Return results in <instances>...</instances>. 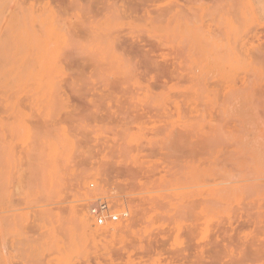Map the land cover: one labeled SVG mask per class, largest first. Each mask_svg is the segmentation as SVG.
<instances>
[{"label":"rangeland","instance_id":"1","mask_svg":"<svg viewBox=\"0 0 264 264\" xmlns=\"http://www.w3.org/2000/svg\"><path fill=\"white\" fill-rule=\"evenodd\" d=\"M0 264H264V0H0Z\"/></svg>","mask_w":264,"mask_h":264},{"label":"built area","instance_id":"2","mask_svg":"<svg viewBox=\"0 0 264 264\" xmlns=\"http://www.w3.org/2000/svg\"><path fill=\"white\" fill-rule=\"evenodd\" d=\"M88 211L95 224L105 225L108 222H119L128 217V211L113 210L105 197H95L88 202Z\"/></svg>","mask_w":264,"mask_h":264},{"label":"bare ground","instance_id":"3","mask_svg":"<svg viewBox=\"0 0 264 264\" xmlns=\"http://www.w3.org/2000/svg\"><path fill=\"white\" fill-rule=\"evenodd\" d=\"M134 209H135V208H134ZM134 209H133V212H135L138 208H137L135 211H134ZM133 212H132V213H133ZM136 212H137V211H136ZM81 214H82V213H81ZM133 214H134V213H133ZM135 214H137V213H135ZM137 215H138V214H137ZM79 216H80V215H79ZM133 217H134V216L132 215V217H131L129 220H130V221H131V220H134V221H135V219H133ZM79 219H80L82 225H87V218L85 217V215H81ZM89 220H90V219H89ZM130 221H129V223H130ZM134 221H133V222H134ZM129 223H128V224H129ZM134 223H136V222H134ZM88 224H89V223H88ZM132 224H133V223H130V225H132ZM128 226H129V225H127V226H123V225H121V226H113V227H111V228H110V227H107V228H105V231H104V232H105V234H106L107 232L109 233L110 231H112V232H114V233H116V232H125V233H126V231L129 230V227H128ZM103 230H104V229H103ZM100 231H102V230L100 229ZM127 232H128V231H127ZM101 234H102V232H101ZM116 234H117V233H116ZM117 235H118V234H117Z\"/></svg>","mask_w":264,"mask_h":264}]
</instances>
